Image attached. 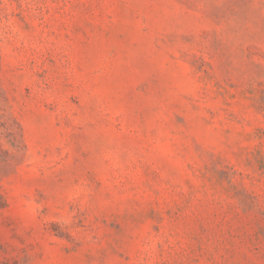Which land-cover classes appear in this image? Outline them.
I'll use <instances>...</instances> for the list:
<instances>
[{"label":"rangeland","instance_id":"374dc122","mask_svg":"<svg viewBox=\"0 0 264 264\" xmlns=\"http://www.w3.org/2000/svg\"><path fill=\"white\" fill-rule=\"evenodd\" d=\"M0 264H264V0H0Z\"/></svg>","mask_w":264,"mask_h":264}]
</instances>
